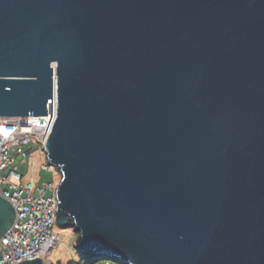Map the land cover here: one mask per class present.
<instances>
[{"label": "water", "instance_id": "1", "mask_svg": "<svg viewBox=\"0 0 264 264\" xmlns=\"http://www.w3.org/2000/svg\"><path fill=\"white\" fill-rule=\"evenodd\" d=\"M54 89L76 250L264 264V0H0V116L48 115ZM15 217L0 195V238Z\"/></svg>", "mask_w": 264, "mask_h": 264}, {"label": "built area", "instance_id": "2", "mask_svg": "<svg viewBox=\"0 0 264 264\" xmlns=\"http://www.w3.org/2000/svg\"><path fill=\"white\" fill-rule=\"evenodd\" d=\"M56 116L55 89L52 113L48 115L0 116V195L16 210L13 225L0 238V264L45 260L59 242L56 215L60 176L59 180L55 178L56 167L46 159L39 172L48 173L47 179L29 174L35 167L30 163L31 154L37 148L46 154V141Z\"/></svg>", "mask_w": 264, "mask_h": 264}, {"label": "rangeland", "instance_id": "3", "mask_svg": "<svg viewBox=\"0 0 264 264\" xmlns=\"http://www.w3.org/2000/svg\"><path fill=\"white\" fill-rule=\"evenodd\" d=\"M47 160L46 154L44 152H40L38 148L31 154L30 163L33 165L35 163V167L30 171V175H35V178H39L40 174L42 177L47 179L49 174L43 171L42 173L39 172L40 164L43 160ZM34 170V172H33ZM29 175V176H30ZM55 178L59 180V173L56 171ZM56 231L59 234V242L53 248L52 251L47 253L44 258L46 261L50 262L51 264H66L68 260L72 257L76 256V248H75V238L77 236L76 233L73 232L70 228L60 227L56 224ZM105 264H123L117 260H109Z\"/></svg>", "mask_w": 264, "mask_h": 264}, {"label": "trees", "instance_id": "4", "mask_svg": "<svg viewBox=\"0 0 264 264\" xmlns=\"http://www.w3.org/2000/svg\"><path fill=\"white\" fill-rule=\"evenodd\" d=\"M75 256L67 261L66 264H105L109 260H116L117 257H110L107 254H97L95 252H80L75 250ZM122 263V262H121Z\"/></svg>", "mask_w": 264, "mask_h": 264}]
</instances>
